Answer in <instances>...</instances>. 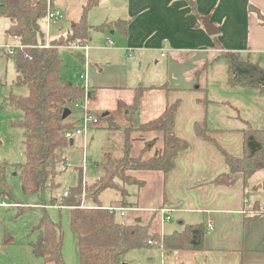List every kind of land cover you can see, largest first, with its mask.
Instances as JSON below:
<instances>
[{
    "label": "crops",
    "instance_id": "obj_1",
    "mask_svg": "<svg viewBox=\"0 0 264 264\" xmlns=\"http://www.w3.org/2000/svg\"><path fill=\"white\" fill-rule=\"evenodd\" d=\"M95 1L93 8L102 2ZM189 1L127 0L124 19H106L100 24H106L104 31L92 30L88 42L79 44L80 47H89L87 55L83 50L87 56L83 73L88 71L90 109L108 120L107 126L100 124L89 132L95 145L100 144L104 152L101 178L109 161L124 156L128 129H131L129 154L132 158L146 161L163 153L167 143L164 133L142 132L139 127L160 118L169 103L181 100L174 136L188 143V151L176 159V168L169 174L149 170L128 171L127 176L143 182V185L136 184L139 188L133 193L126 188L131 196L136 194L137 201L131 199V202L137 205L123 216L119 211L114 212L117 221L126 225H146L157 212L159 226L155 231H159L161 238L180 232L188 225L205 226L204 249L201 251H169L161 246H152L161 251L162 264H264V200L259 197L260 190L264 189V176L255 178L262 170L245 183L242 174L229 171L215 145L199 138L195 130L197 123L206 125L212 130L211 138L225 150L239 158L244 156L245 128L240 118L233 119L223 102L210 99L202 79L212 62L208 61L211 52L219 56L227 51L239 52L244 59L258 62L264 68V25L250 8H258L264 15V0H192L197 13ZM87 2L82 3L81 13L72 20L71 27L80 20ZM53 8L64 14L62 20L67 18L69 11L59 0H53ZM205 17L219 28L217 35L208 34L204 27ZM6 20L5 32L13 23ZM93 33L102 35L105 38L103 42ZM163 85H167L168 90L155 89ZM82 86L85 90L86 85ZM140 86L147 90L134 119L130 107ZM212 107H217L213 108V114ZM78 111L74 120L69 119L71 114L66 122L79 124L83 112ZM91 138L87 137L86 142L84 138H78V145H82L84 150L81 175L85 180L89 164L85 150ZM77 143V139L74 140V145ZM66 148L61 150L64 162L58 165L56 178L62 175L64 167L71 166L65 156ZM131 182L134 184L133 180ZM67 192L69 189L64 196L52 198L56 205L47 208L56 211L67 209L70 214V208L59 206ZM102 194L100 201L104 208L122 206L121 195L119 200L106 206ZM257 204L263 212L256 210L258 213L255 214L253 210L259 207ZM35 208L41 206L36 205ZM162 208L172 210L171 220L164 224H161L159 213ZM129 212L135 214L124 220L118 218L126 217ZM250 217L253 219L246 222ZM71 235L79 257V245L73 230ZM63 253L67 262L64 249Z\"/></svg>",
    "mask_w": 264,
    "mask_h": 264
},
{
    "label": "trees",
    "instance_id": "obj_2",
    "mask_svg": "<svg viewBox=\"0 0 264 264\" xmlns=\"http://www.w3.org/2000/svg\"><path fill=\"white\" fill-rule=\"evenodd\" d=\"M189 2L197 13L195 2ZM95 3V0H88L80 20L73 23L67 36L51 42V47L46 48L38 45L45 42L42 20L47 1L0 0V18L13 22L6 33L19 36L26 47L18 52L14 62L17 71L15 85L27 87L28 94L19 97L12 95L10 102L25 115L24 120L16 123V126L22 127L26 134V161L20 165V178L22 190L27 195L39 194L55 184L57 167L64 162L61 150L70 144L65 134L78 125V122L73 124L63 120V114L66 109L72 110L73 104L85 96V90L83 86L73 85L64 78L66 66L60 58L59 49L74 44H85L92 30H105L106 24L97 27L88 24V12ZM250 8L264 25V15L258 8ZM26 55L30 58H25ZM221 58L228 61L236 84L264 92V68L258 62L244 59L239 52L230 51L222 53L216 61ZM155 89L168 90V86H158ZM146 90L141 86L136 89L134 103L130 107L134 119ZM181 104V100L169 103L160 118L139 127L142 132L164 133L167 143L163 153L146 161L132 158L129 154L131 129H128L124 156L109 161L104 176L86 188L85 205L83 175L79 184L70 188L68 195L62 198L60 206L71 209L70 225L78 241L80 264H122L120 259L124 254L151 248L149 241L161 243V235L159 231H155L159 226L157 212L146 225H126L117 221L114 212L104 208L100 195L108 189L118 191L121 194L122 206L134 208L137 204L131 202V194L120 186L117 180L124 185H129L133 180L134 184L141 186L143 182L127 176L128 171H162L165 174L174 171L176 159L189 149L186 141L174 136L175 118ZM243 121L246 128L243 130L242 158L229 153L211 138L212 130L206 125L197 123L195 130L199 138L215 145L224 157L229 171L232 174H242L247 183L255 173L264 169V130H255L250 123ZM7 169V163H0V203L14 200L12 188L6 178ZM55 205V201H52L44 206L43 216L36 228L39 235L31 246L34 255L42 258L45 264H67L63 253L64 229L61 219L55 220L46 210L47 207ZM252 219L247 218L246 222L249 223ZM205 235L206 228L203 224L188 225L180 232L165 236L162 245L169 251H201L204 249Z\"/></svg>",
    "mask_w": 264,
    "mask_h": 264
},
{
    "label": "rangeland",
    "instance_id": "obj_3",
    "mask_svg": "<svg viewBox=\"0 0 264 264\" xmlns=\"http://www.w3.org/2000/svg\"><path fill=\"white\" fill-rule=\"evenodd\" d=\"M59 1L62 3L65 10L69 11V14H67L65 20L55 21L51 24V33L53 35L51 42L67 36L68 29L71 30L70 24L72 20L79 17L82 3H84L85 0ZM93 7L88 15V22L91 25H100L108 18H110V21H116L117 19H124L127 16L125 12L127 0H102L98 7ZM7 24L8 20L0 18V163L8 164L6 178L8 184L12 188L14 200L3 201L1 203L9 205L21 203V205L16 204L17 206L12 208L0 207V264H45L42 258L34 255L31 246L37 241L39 235L36 228L43 216L44 206L46 204H51L52 198L64 196L65 191L79 184L82 173L81 166L84 150L82 145L81 147L78 145L79 139H77V144H69L65 150V156L67 162L71 164V166L67 168L64 167L62 175L54 180L55 184L39 194L27 195L23 192L20 178V165L26 161V134L22 127L16 126V123L24 120L25 115L22 110L11 104L10 96H26L28 94V88L15 85L17 71L15 68L14 56H9L6 49L10 41L9 36H7L5 32ZM93 36H97L96 38H98L101 43L105 39L99 34H94ZM111 38L115 39L114 37ZM1 48H4V50L1 51ZM83 50L84 49H82L79 44H74L60 49L59 55L66 66L64 76L69 82L85 86V82L82 81L80 77L85 69L84 61L86 57ZM218 56L219 54L216 52L210 53L208 61L212 62L208 65V70H206L205 76L202 79L203 83L205 82L204 87L208 90V96L210 99L212 98L215 101L223 102L226 106V112L232 116L233 119L240 116V119H238L241 121L242 127L246 128L243 121L245 120L250 123L253 129L264 130V92L262 93L256 89L236 84L233 81L228 61L223 58L215 62L213 61ZM89 59L91 62V57ZM213 108L217 107H212V109H210L212 114ZM71 109L72 115L69 119L74 120L79 114V111L74 107ZM98 116L101 118V124L107 126L108 120L102 117L103 114H98ZM89 136L91 138V134H89ZM85 153L89 158L86 181L91 184L96 182L103 175L105 165L104 152L100 144L95 145L91 138V141H87ZM260 176H264V170L257 173L255 178ZM88 183L86 188L92 186ZM117 183L124 188L128 187L130 193L138 191L139 188L136 184L126 185L125 183L124 185V183L119 180H117ZM120 195L121 194L114 190H106L102 194L104 205L110 206L111 203L119 200ZM259 197H263L264 200V189L260 190ZM131 199L137 201V197L135 196H131L130 200ZM60 204L61 201L59 206ZM36 205L41 206V208H35ZM46 210L49 211L55 220L61 219L64 229L63 249L67 256L66 263L80 264L75 243L71 235L72 230L68 210ZM256 210L263 212L260 206L253 210L255 214L258 213ZM133 214L135 213L129 212L126 217L118 218L124 220ZM174 219L177 221L176 218ZM162 260L161 251L157 248L134 250L124 254L120 259L122 264H162Z\"/></svg>",
    "mask_w": 264,
    "mask_h": 264
},
{
    "label": "built area",
    "instance_id": "obj_4",
    "mask_svg": "<svg viewBox=\"0 0 264 264\" xmlns=\"http://www.w3.org/2000/svg\"><path fill=\"white\" fill-rule=\"evenodd\" d=\"M47 1V8H46V12L44 15V18L42 20V25H43V31L45 34V43L38 45L39 47H46L49 48L51 47V24L55 21H60L64 18V14L53 8V0H46ZM9 42L6 46L7 49V53L9 56H16L18 54L19 51L24 50L26 47L25 45L22 43L21 38L17 35H9ZM111 45H113V42H110ZM83 49H85L86 51V55L89 51V47L88 46H83ZM4 50V48H1V51ZM25 58H30L29 55H26ZM87 58V56H86ZM81 78L83 80H85L86 82V86H85V96L80 100L77 101L73 104V107L76 109H80L83 112V116L81 119V122H79V124L66 132L65 137L68 141L71 140H76L78 138H84L85 142L87 140L88 134L89 132L95 128L98 127L101 124V118L99 116H97L95 113L92 112V110L90 109V99H89V95H88V85H87V81H88V71H85ZM84 180V192H83V197L85 198V187H86V180ZM68 195V192L65 194V197ZM17 206L16 204L13 205H9L6 203H1L0 207H15ZM109 210H111L112 212H117L119 211L122 216L125 215L126 211L129 210H133L130 208H124V207H109L107 208ZM171 212L172 210L169 208H162L159 213H160V217H161V224H164L168 221L171 220ZM210 228H212V223L210 224ZM163 242V238H161V243H157L156 241H149L150 245L154 246V245H158L161 246Z\"/></svg>",
    "mask_w": 264,
    "mask_h": 264
},
{
    "label": "water",
    "instance_id": "obj_5",
    "mask_svg": "<svg viewBox=\"0 0 264 264\" xmlns=\"http://www.w3.org/2000/svg\"><path fill=\"white\" fill-rule=\"evenodd\" d=\"M204 27L207 30L208 34L213 36V35H217L220 30L219 28H217L211 21L209 17H205L204 18ZM79 86H82L81 84ZM72 114V111L70 109H66L64 114H63V120H66L70 115ZM70 144L73 145L74 144V140L70 141ZM132 183V182H131ZM138 222H141V220L139 219Z\"/></svg>",
    "mask_w": 264,
    "mask_h": 264
}]
</instances>
